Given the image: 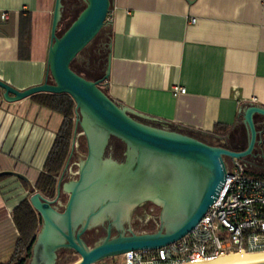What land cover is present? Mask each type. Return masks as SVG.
Here are the masks:
<instances>
[{"label":"crops","instance_id":"1","mask_svg":"<svg viewBox=\"0 0 264 264\" xmlns=\"http://www.w3.org/2000/svg\"><path fill=\"white\" fill-rule=\"evenodd\" d=\"M55 1L0 0V80L18 91L45 82ZM106 26L112 100L147 124L244 150L229 138L245 128L243 109L264 107V0H111ZM175 85L186 93L174 96ZM63 121L0 94V174L27 178L0 176L1 264L19 239L14 211L34 194Z\"/></svg>","mask_w":264,"mask_h":264},{"label":"water","instance_id":"2","mask_svg":"<svg viewBox=\"0 0 264 264\" xmlns=\"http://www.w3.org/2000/svg\"><path fill=\"white\" fill-rule=\"evenodd\" d=\"M85 2V9L59 36L64 5L63 0L55 1L43 85L21 92L0 80L7 104L40 94L69 95L76 104L71 153L59 178L56 197L48 199L35 192L29 199L42 220L30 264H58L62 251L80 256L75 264H98L131 251L156 250L178 242L217 201L227 179L225 159L245 161L262 144L255 117H264V107L257 105H249L241 112L248 132V144L242 151L214 146L142 121L143 118L112 100L103 90L111 76V43L100 80L89 81L75 73L73 62L106 27L111 11V0ZM79 130L86 139L87 156L81 162L78 178L64 182ZM112 138L126 146L122 163L106 157ZM2 175L27 181L17 172ZM62 194L69 196L63 211L56 206ZM146 203L162 209L160 229L136 234L125 228L131 212ZM105 222L108 223L105 238L90 248L85 234ZM114 229L117 236H113Z\"/></svg>","mask_w":264,"mask_h":264},{"label":"built area","instance_id":"3","mask_svg":"<svg viewBox=\"0 0 264 264\" xmlns=\"http://www.w3.org/2000/svg\"><path fill=\"white\" fill-rule=\"evenodd\" d=\"M7 19L8 14L3 13L2 20ZM171 91L174 96L186 93L177 85ZM147 218V214L141 217L145 225L159 220ZM255 253H264V178L250 174L244 163L232 160L217 201L188 235L170 246L131 251L123 257L125 264H187Z\"/></svg>","mask_w":264,"mask_h":264},{"label":"trees","instance_id":"4","mask_svg":"<svg viewBox=\"0 0 264 264\" xmlns=\"http://www.w3.org/2000/svg\"><path fill=\"white\" fill-rule=\"evenodd\" d=\"M81 12L74 16L73 21L70 23V25H68L66 30L78 18ZM66 30L63 32V34L66 32ZM103 33L104 30L101 31L98 37L102 36ZM96 39L92 42V44L96 41ZM109 43L110 33L108 35H105L103 40L96 46V50L95 52H93V57L91 56L89 60L85 59L83 63V71H80L77 68L78 59H76L72 64L73 71L89 81L95 82L100 80L104 76L107 64V58L109 55ZM92 44L80 54V57L82 56V54L88 52ZM88 66H92L97 70V77L92 78L91 75L88 74ZM30 99L39 106L60 114L64 118L62 127L55 139L54 145L46 161L44 170L39 176L35 185V190L37 192L41 193L48 199H53L55 198L57 192L58 178L61 176L71 153L75 129L76 104L69 95L40 94L33 96ZM196 138H202L205 141H208V139L204 137ZM256 177L264 178V176ZM35 190L32 191V194L35 193ZM13 219L19 232V239L16 243L13 256L5 264H28V261L32 256V248L37 238L38 228L42 226V220L41 217L32 208L28 199L23 201L15 209ZM64 253L68 252L64 251ZM59 264H67V262H61Z\"/></svg>","mask_w":264,"mask_h":264},{"label":"rangeland","instance_id":"5","mask_svg":"<svg viewBox=\"0 0 264 264\" xmlns=\"http://www.w3.org/2000/svg\"><path fill=\"white\" fill-rule=\"evenodd\" d=\"M63 5H64L63 19H62L63 21L61 22L60 27H59V32H58L59 36H61L63 32L66 30V28L68 27V25H70V23L74 19V16H76L79 12H81L86 7V2L85 0H63ZM103 30H104V33L102 34V36L97 37L96 41L92 44L88 52L82 54L81 57L79 56L77 58L78 59V63H77L78 70L83 71V67H84L83 63L85 59L89 60L91 56L93 57V52H95L96 46L103 40L105 35L109 34V28L107 26ZM87 72L88 74L91 75L92 78H95L98 76L97 70L93 68L92 66H88ZM257 123H258V128H261L264 124V117L258 118ZM233 137H236L238 141L234 142ZM229 140H231L233 144L231 145L232 147H240L242 149H246L247 144H248V132L244 127L238 128L235 131L231 132ZM208 142L211 145L219 146L218 143L215 141L208 140ZM125 150H126V146L124 143H122L120 140L116 138H112L110 140L109 147L106 151V157L111 156L117 162L122 163L124 161ZM86 156H87L86 139L81 134V130H79V135L76 139L73 157L69 161V168L66 173L64 182L73 181L78 178V173H79L81 162L85 160ZM231 162H232L231 159L229 158L225 159V163L227 167H230ZM242 162H244V164L247 166V170L250 174H253L256 176H264V149H262L260 146L256 147L254 151V156L249 157L245 159V161H242ZM59 178H58V181H59ZM68 199H69V196L67 194H62L56 206L61 211H63L68 202ZM161 212H162V209L159 206H156L153 203H146L143 205V207L140 206L131 212L129 221L125 222L124 226L127 229L130 228L136 234L154 233L158 231L161 227V222H160ZM144 214H147L148 218L154 217V218H158L159 220L157 221V223H148L145 225L141 222V217ZM107 225L108 223L105 222L104 225L98 226L88 231L85 234L84 236L85 242L90 248H93L103 238H105ZM40 230H41V227L38 228L37 235L40 232ZM117 235H118V232L117 230L114 229L113 236H117ZM67 252L68 253H64V251H62L59 254L58 264L61 262H64V263L67 262V264H75L78 261H80V256H78L76 253H74L73 251H67ZM28 264H30V260L28 261ZM98 264H125V259L123 256H121L118 258L108 259Z\"/></svg>","mask_w":264,"mask_h":264},{"label":"bare ground","instance_id":"6","mask_svg":"<svg viewBox=\"0 0 264 264\" xmlns=\"http://www.w3.org/2000/svg\"><path fill=\"white\" fill-rule=\"evenodd\" d=\"M264 263V253H255L247 255H229L220 257L216 260L187 263V264H262Z\"/></svg>","mask_w":264,"mask_h":264},{"label":"flooded vegetation","instance_id":"7","mask_svg":"<svg viewBox=\"0 0 264 264\" xmlns=\"http://www.w3.org/2000/svg\"><path fill=\"white\" fill-rule=\"evenodd\" d=\"M258 128V127H257ZM258 130L260 131V139L262 140V144L261 145H258L260 146L262 149H264V124L261 128H258ZM200 140L202 141H205L204 139L202 138H199ZM233 141L234 142H237L238 139L236 137H233ZM206 143L210 144L208 141H205ZM143 207V206H142ZM108 226V225H107Z\"/></svg>","mask_w":264,"mask_h":264}]
</instances>
